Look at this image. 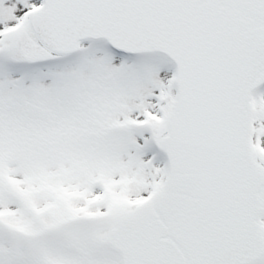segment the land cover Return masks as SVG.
<instances>
[{
	"label": "snow or ice",
	"instance_id": "snow-or-ice-1",
	"mask_svg": "<svg viewBox=\"0 0 264 264\" xmlns=\"http://www.w3.org/2000/svg\"><path fill=\"white\" fill-rule=\"evenodd\" d=\"M0 264H264V0H0Z\"/></svg>",
	"mask_w": 264,
	"mask_h": 264
}]
</instances>
